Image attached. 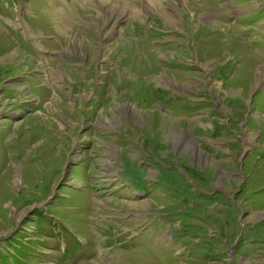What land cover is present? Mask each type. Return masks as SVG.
<instances>
[{"label":"rangeland","instance_id":"374dc122","mask_svg":"<svg viewBox=\"0 0 264 264\" xmlns=\"http://www.w3.org/2000/svg\"><path fill=\"white\" fill-rule=\"evenodd\" d=\"M0 264H264V0H0Z\"/></svg>","mask_w":264,"mask_h":264},{"label":"bare ground","instance_id":"6f19581e","mask_svg":"<svg viewBox=\"0 0 264 264\" xmlns=\"http://www.w3.org/2000/svg\"><path fill=\"white\" fill-rule=\"evenodd\" d=\"M152 5V4H151Z\"/></svg>","mask_w":264,"mask_h":264}]
</instances>
